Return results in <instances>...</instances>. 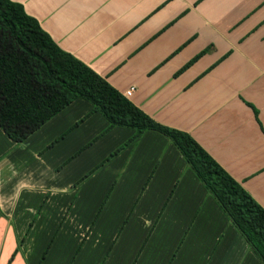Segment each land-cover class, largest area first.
I'll return each instance as SVG.
<instances>
[{
    "label": "crops",
    "instance_id": "1",
    "mask_svg": "<svg viewBox=\"0 0 264 264\" xmlns=\"http://www.w3.org/2000/svg\"><path fill=\"white\" fill-rule=\"evenodd\" d=\"M11 1L264 209V0ZM91 109L0 128V264H260L166 137Z\"/></svg>",
    "mask_w": 264,
    "mask_h": 264
},
{
    "label": "trees",
    "instance_id": "2",
    "mask_svg": "<svg viewBox=\"0 0 264 264\" xmlns=\"http://www.w3.org/2000/svg\"><path fill=\"white\" fill-rule=\"evenodd\" d=\"M77 99L92 105L107 129L166 137L187 167L264 264V209L186 132L157 123L81 61L61 50L23 7L0 0V128L22 142ZM43 257V256H42Z\"/></svg>",
    "mask_w": 264,
    "mask_h": 264
},
{
    "label": "rangeland",
    "instance_id": "3",
    "mask_svg": "<svg viewBox=\"0 0 264 264\" xmlns=\"http://www.w3.org/2000/svg\"><path fill=\"white\" fill-rule=\"evenodd\" d=\"M162 239H163V235H162ZM93 240L91 239V242H92ZM98 241V240H97ZM160 243H162V242H160ZM96 245V244H95ZM128 247H131L130 245L128 246ZM163 247V246H162ZM198 250V251H197ZM199 250H200V247H198V246H189V248L185 251V252H188L187 253V255L188 254H190V253H193L192 255H195V253H197V252H199ZM200 254H202L203 253V251H202V248H201V251L199 252ZM191 256V255H190Z\"/></svg>",
    "mask_w": 264,
    "mask_h": 264
},
{
    "label": "built area",
    "instance_id": "4",
    "mask_svg": "<svg viewBox=\"0 0 264 264\" xmlns=\"http://www.w3.org/2000/svg\"><path fill=\"white\" fill-rule=\"evenodd\" d=\"M132 90H133L132 88H130L129 90H127L126 91V95L129 96L131 94Z\"/></svg>",
    "mask_w": 264,
    "mask_h": 264
}]
</instances>
